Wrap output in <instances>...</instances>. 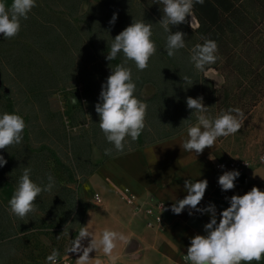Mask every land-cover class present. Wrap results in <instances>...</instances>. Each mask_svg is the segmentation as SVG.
I'll return each mask as SVG.
<instances>
[{"label": "trees", "instance_id": "trees-1", "mask_svg": "<svg viewBox=\"0 0 264 264\" xmlns=\"http://www.w3.org/2000/svg\"><path fill=\"white\" fill-rule=\"evenodd\" d=\"M85 2L88 0H36L37 6L29 13L28 19L21 21L26 34L19 32L13 39H0V43L11 49L9 59L5 60L11 63L13 76L8 78L14 81L12 86H7L1 80L0 115L5 112L19 114L27 125V115L19 109L15 95L26 96V100L30 98L31 104L38 103V109H41V99L46 101L47 94L68 86H80L91 121L88 129L81 128L70 134L66 132L61 117L53 113L57 130L50 134L41 132L42 138L36 140L38 146L35 148L25 144L28 142L25 128L20 145L0 150V155L7 160V164L0 167V177L4 178L13 168L15 186L24 167L39 170L33 174L38 180L42 177L41 181L51 174V167H57L69 180L68 168L55 156V148L61 144L69 153L79 146L88 151L91 145L104 151L95 138V128L99 126L95 104L99 102L102 84L111 74L110 65L115 67L123 60L122 53L113 61L106 59L112 39L133 19L153 24L151 39L157 47L147 69L139 71L132 62L127 65L136 83V97L148 104L146 126L140 137L151 131L154 140H162L187 128L188 124L183 120L190 118L191 123H196L195 116H191V110L187 108L186 98L189 96H203L204 105L210 107L209 113L239 108L244 117L264 98V0H205L203 5L196 4L192 12L196 27L190 25V17L186 18V23L170 26L173 33L182 31L186 34V47L173 57L165 51L167 33L158 24L162 19L163 5L156 4L155 0H103L98 4L88 2L86 11L80 13ZM113 13H117V20L111 25L109 21ZM30 33H36L39 38L35 43L31 42ZM203 38L218 43L219 59L206 70L213 69L222 76L224 83L220 89H215L204 76L206 70L197 72L189 63L191 49L198 43L203 44ZM4 57L2 55L3 62ZM0 63L3 64L1 59ZM32 63L37 64L36 70L42 73L40 79L45 80L38 83L40 88L32 86ZM3 69L5 72V66H0L1 72ZM185 75L193 81L191 86L183 81ZM147 84L152 85L155 92L150 98H142L140 92ZM11 87L18 90L11 94ZM108 145L106 142L104 146ZM31 179L34 180L32 174ZM53 199L56 201L57 198ZM79 201L74 193L59 199L70 224L79 217L82 219L83 214L75 210ZM36 211L44 213L39 208ZM0 218V248L10 254L5 259L17 255L30 258L31 249L25 241L33 230L38 229V218L31 213L21 220L10 214L9 206L3 204H0Z\"/></svg>", "mask_w": 264, "mask_h": 264}, {"label": "clouds", "instance_id": "clouds-1", "mask_svg": "<svg viewBox=\"0 0 264 264\" xmlns=\"http://www.w3.org/2000/svg\"><path fill=\"white\" fill-rule=\"evenodd\" d=\"M155 3L163 5L162 19L158 24L167 33L165 51L169 57H173L180 49L186 47V34L182 31L173 33L170 26L186 23V18L192 16L194 6L203 5L205 0H155ZM36 6V0H12L10 5L0 0V34L3 38H15L21 31V21L27 20L29 13ZM116 20L117 13H113L109 24L114 25ZM152 27L153 24L144 20L133 19L129 26L112 39L106 59L113 61L122 53L123 60L115 67L110 65L111 74L102 84L99 102L95 104V111L99 116V128L106 141L113 146L104 150L105 155H111L113 150L118 154L122 153L129 140L136 141L146 126L148 104L136 97V83L133 80L132 70L127 65L132 62L139 71L148 68L150 58L157 52L156 44L151 39ZM203 39V44L198 43L191 49L189 57V63L194 65L197 72H204L207 66L215 64L219 59L218 43L212 39ZM182 79L190 86L193 84L191 78L186 75ZM72 103H78L74 96ZM186 104L191 110V116H195L196 123H191L190 118L182 121L188 124L187 138L182 148L186 152L194 153L195 156L202 154L205 148L215 146L218 138L236 134L244 123V113L239 108H229L213 117L209 114L210 107L204 105L203 96L197 98L189 96L186 98ZM26 126L19 114L5 112L0 115V150L20 145ZM6 164L7 160L0 155V167ZM31 172L30 167L23 168L14 194L9 200L10 214L21 220L37 210L35 201L42 192H51L55 187V179L50 173L47 174L45 184L43 181L34 182L31 179ZM239 176L237 170L224 171L218 178L221 190L225 192L233 190ZM207 187V179L195 182L186 179L184 189L187 195L171 206V211L177 215L186 207L190 216L193 215V210L202 215L210 214V221L204 225L206 235L197 234L191 238L185 256L186 262L252 264L256 261L259 264L264 258V191L254 186L243 195L225 197L230 206L219 213L218 223L215 204L209 203L205 208L198 207ZM165 210L167 209L163 206V211ZM89 237H91L90 242L84 247L82 241ZM128 242L129 238L122 232L104 228L97 234L90 231L87 225L81 228L74 240H71V246L66 251L67 254L82 253L76 264H90L93 259L89 254L93 250L96 254L102 252L111 264H115L118 256L114 253L118 244ZM59 256L60 252L54 249L46 257V264H57ZM96 264L101 262L97 259Z\"/></svg>", "mask_w": 264, "mask_h": 264}, {"label": "crops", "instance_id": "crops-1", "mask_svg": "<svg viewBox=\"0 0 264 264\" xmlns=\"http://www.w3.org/2000/svg\"><path fill=\"white\" fill-rule=\"evenodd\" d=\"M190 25H197L193 16L190 17ZM210 71L220 79L218 84L217 80L207 75ZM204 76L215 89H220L224 83L222 76L213 69L206 70ZM154 92L155 88L147 84L142 88L140 96L150 98ZM262 109L264 100L259 101L245 116L240 131L217 139L215 146L205 148L198 156L182 148L187 138V128L162 140H154L151 131L144 132L136 141L129 140L122 153L113 150L106 157L104 151L93 146L90 163L95 169L79 187L80 197L88 203L79 231L88 225L89 230L97 234L104 228L125 234L129 242L118 244L114 253L118 256L115 264H190L185 260L190 240L197 234L206 235L204 225L210 221V214L202 215L193 210L190 216L186 207L177 215L171 211V206L187 195L184 189L186 179L193 182L207 179L208 187L198 207L215 204L219 223V213L230 206L225 197L243 195L254 186L264 191V167L237 170L240 176L235 181L236 187L227 192L221 190L218 178L224 171L230 170L215 168L220 162L257 157L259 147L245 145V142L249 143L248 139L243 141L241 135L256 128L257 120L264 118ZM111 147V144L103 146L104 150ZM96 196L98 202L95 201ZM130 196L132 199L127 202ZM163 206L167 210L163 211ZM148 209L161 218L159 225L149 224L153 217L146 214ZM90 212L93 214L90 215ZM90 239L82 241L84 247L88 246ZM79 255L82 253L66 254L70 264H76ZM89 256L93 259L90 264H96L97 259L101 264H111L102 252L96 254L93 250ZM252 264L257 262L253 261ZM259 264H264V258Z\"/></svg>", "mask_w": 264, "mask_h": 264}, {"label": "rangeland", "instance_id": "rangeland-1", "mask_svg": "<svg viewBox=\"0 0 264 264\" xmlns=\"http://www.w3.org/2000/svg\"><path fill=\"white\" fill-rule=\"evenodd\" d=\"M102 1L103 0H88V2L93 4H98ZM4 2L6 5H10L12 0H4ZM88 2H85L81 5L79 10L80 13H84L86 11ZM20 33L26 34L22 26ZM29 36H31L30 40L32 43H35L36 40L39 39H37L36 33H30ZM1 38H3V36ZM10 51L11 49L7 44L4 45V43H0V59L3 63H0V66H5V72L4 69L3 72L0 71L1 80L3 79L7 86H12L11 84H14V81L9 80L8 78L13 76L12 69L10 67L11 63L8 60H5V58L9 59L8 54ZM2 55L5 56L3 58L5 60V64L2 60ZM32 64V70L34 72L31 81L32 86H35V88H40L38 83L45 80L40 79L42 78V73H40V70H36V68H38L37 64ZM207 75L217 80L216 84L220 82V79L217 78L218 76L215 75L214 72L210 71L207 73ZM15 90H18V88L14 89V87H11V94H14ZM6 92H8V89H6ZM15 96H17L15 98H17L19 109L23 112V115H27L26 118L28 119V124L26 126L27 133H25V136L28 142H25V144H30L31 148L38 146L36 140H40L42 138V135H39L41 132L44 131L50 134L51 132H55L57 130L56 119L55 116H53V113L61 117L62 124L64 125L66 132H69L70 134L77 133L81 128L88 129L90 127L91 121L88 117L86 102L82 96L80 86H68L64 89L61 88L56 92L47 94L46 101H42L41 99V109H38V103L34 102L31 104L32 100L30 98L26 100V96ZM73 96L76 98L78 103H72ZM262 100H264V98H262L260 101ZM31 110H34L35 112L31 113ZM222 111L225 110H219L209 114L215 117ZM261 111L264 112V109ZM262 112L261 114L264 116V113ZM257 122L258 124L256 128H252L253 131L247 130L244 132V134L241 135V139L243 138V141L248 139L249 143L245 142V145L248 144V146L252 145L254 147H259V151L257 152L258 157L264 153V118L258 119ZM95 130H97L95 135L96 140L100 142L102 146H104L107 141L101 129L99 126H97ZM221 138L224 137H220L218 139ZM242 142H240V144H242ZM93 146L95 145H91L88 151L84 150L81 146L76 147L73 153H69V150L62 147V144L59 148H55L56 158L68 168L67 170L71 174V178L69 179L70 181L66 176H64V173L58 171L59 169L57 167H51V175L55 177L56 181L55 187L51 192H42L41 195L37 197V208L42 210L44 213L37 211L34 212V215L36 218H38L40 223L37 224L38 229L33 230L31 235H29L25 241V244L30 246L32 253L31 257L26 258L24 255H17L15 258L10 257L9 259H5V256H9L10 254L7 250H2L0 248V264H37L46 262V257L50 255L54 249L60 252V256L67 254L66 249L71 246V240L75 239L79 231L81 217L77 218L73 224H70V218H68L65 214V209L59 202V199L66 197L71 193L73 195L74 193L75 198L80 200L76 205L75 210L80 211V214L82 215L88 209V203L84 201L79 195V187L83 180L86 179V177L94 169V165L90 163V152ZM256 158H249L246 160H255ZM35 170L36 172H39V170L35 168L32 169L31 174L33 175V181L36 183H41L42 177L38 180L33 174ZM13 178H15V171L13 168H11L9 174H7L4 178L0 177V204L9 206V200L13 196L16 188V183ZM43 183H47V178L43 181ZM52 198L57 199L55 201V199L52 200ZM1 222L2 220L0 218V224H2ZM65 226L66 230L64 231Z\"/></svg>", "mask_w": 264, "mask_h": 264}, {"label": "built area", "instance_id": "built-area-1", "mask_svg": "<svg viewBox=\"0 0 264 264\" xmlns=\"http://www.w3.org/2000/svg\"><path fill=\"white\" fill-rule=\"evenodd\" d=\"M221 166H223V168ZM254 166L264 167V153L259 155L255 160L233 159V160L220 162L215 165V168L217 170H242V169H249ZM131 199H132V196L128 197L126 201L130 202ZM95 201L96 202L99 201V198L97 196L95 197ZM146 214L148 216L153 217V221H151L149 224L159 225L161 223V218L159 216L153 215V210L148 209L146 211ZM37 264H46V262H41ZM57 264H70V259L66 255L59 256L57 260Z\"/></svg>", "mask_w": 264, "mask_h": 264}, {"label": "water", "instance_id": "water-1", "mask_svg": "<svg viewBox=\"0 0 264 264\" xmlns=\"http://www.w3.org/2000/svg\"><path fill=\"white\" fill-rule=\"evenodd\" d=\"M3 35L2 34H0V38L2 37ZM0 84H1V73H0Z\"/></svg>", "mask_w": 264, "mask_h": 264}]
</instances>
